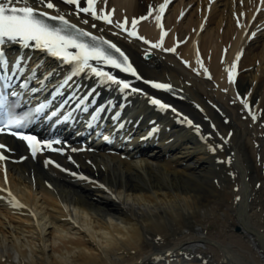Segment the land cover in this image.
Masks as SVG:
<instances>
[{"label": "bare ground", "instance_id": "6f19581e", "mask_svg": "<svg viewBox=\"0 0 264 264\" xmlns=\"http://www.w3.org/2000/svg\"><path fill=\"white\" fill-rule=\"evenodd\" d=\"M53 1L67 18L88 20L130 52L141 79L123 74L141 91L126 89L131 94L113 109L112 96L105 112L111 109L113 124L97 137L92 131L70 139L62 154H54L59 168L46 163L49 154L33 157L21 140L0 133L11 149L7 180L0 162V264H264V87L251 98L253 88L264 85V2L174 0L163 21L170 33L163 48H154ZM162 2L107 0L106 8L115 9L114 20L127 17L130 27L133 17ZM97 7L105 8L103 0ZM138 30L149 41L160 39L152 18ZM177 41L186 43L176 47ZM171 47L176 52L164 51ZM197 49L207 72L197 63ZM241 52L230 83L226 69ZM28 53L39 70L49 61L42 60V50ZM255 62L249 111L238 98L237 79ZM99 66L123 79L110 66ZM153 97L176 112L157 108ZM120 113L129 119L116 128ZM185 117L195 122H182ZM12 196L24 207H14Z\"/></svg>", "mask_w": 264, "mask_h": 264}, {"label": "snow or ice", "instance_id": "6c2138e0", "mask_svg": "<svg viewBox=\"0 0 264 264\" xmlns=\"http://www.w3.org/2000/svg\"><path fill=\"white\" fill-rule=\"evenodd\" d=\"M62 2L74 6V14L76 16L87 14L95 20L104 21L109 25L114 24L115 27L121 29L128 36L144 41L154 48H163L164 39L168 35V31L164 29L163 19L172 0H163V2L155 9L150 5L148 12L145 15L138 18H132L130 27L128 26L129 20L127 17H125L123 21L113 19L115 9L107 10V0H103L105 5V8L103 9H98L97 7L100 0H62ZM262 2H264V0H262ZM47 10H55L57 14H52ZM182 15L183 14H181V18ZM150 18L154 19L157 27L161 29V36L157 42L149 41L144 36L139 35V24ZM49 21H56L58 23L53 24ZM83 23L87 24L88 20H84ZM95 26V24L92 25V27ZM255 35L256 33H252V37ZM5 42H14L23 45L25 48L33 47L43 50L52 57L58 58L61 62L67 64L70 68V75L66 77L64 81L65 84L72 80L76 75L87 70L95 77L99 78L102 83L119 86L121 91L126 89H130L132 92L141 91V89L134 88L131 82L120 79L110 71H106L104 67L99 66H110L121 72L130 73L137 79H141L124 52L111 41L105 40L100 36H94L93 33L85 31L83 28H79L76 24L71 23L66 18V15L60 12L57 3H54L53 0H35L34 5L33 0H0V45L5 44ZM180 43H186V41H177L176 47H178ZM105 45L107 47H105ZM176 47L164 48V51L174 53L176 52ZM226 51L227 50L225 49V52ZM241 55L242 52L238 53L236 60L226 69L230 83L235 82L236 75L238 74L237 65ZM7 63V60L4 59L3 51L0 50V64L6 65ZM184 63L188 64L189 62L184 61ZM197 63L200 64L205 72L208 71L203 65L198 49ZM16 67H20V65L16 64ZM209 78L211 77L209 76ZM145 82L151 84V86L156 89L167 91H171L172 89V85L168 83L154 81ZM27 83L28 82L26 81L25 86ZM33 91H36V89H33ZM12 95L16 94L12 93ZM74 95L75 94H73V98ZM82 102L83 101H81V103ZM150 102L157 105L162 110L171 109L173 112H176V109L172 108L171 105L163 103L157 98H150ZM241 102L249 109V111H251L246 98H241ZM3 103V98L0 97V107L3 106ZM65 103H67V101H65ZM45 107H47L46 104H40L35 111L38 113ZM99 110L103 111V106ZM53 115H55V113H53ZM252 118L256 119V116L253 115ZM27 120L28 117L26 115L17 116L9 113L8 119L3 123V126H0V132H4L6 129L10 130L13 126L21 128L25 125ZM182 122H186L189 125H192L193 123L191 120H188L187 117H185ZM213 127H215V125H213ZM195 128L199 131L198 125H196ZM11 134L19 136L21 140L26 141L33 156L38 152L45 150L55 152L64 151L62 148L54 147V144H59L60 141H40L35 136L24 135L21 132H12ZM104 139L107 140L108 137H104ZM71 150L78 151V149ZM211 150L215 151V148H212ZM5 151H11V149H8L4 144H0V162L8 159L4 154ZM69 159L71 158L69 157ZM230 162L231 161L229 160V163ZM46 163L55 164L57 168L60 167L59 164H56L55 161L52 160H48ZM73 163L75 162L73 161ZM4 172L5 180H7L6 168L4 169ZM73 175H75V173H73ZM81 179L87 180L88 177H81ZM100 187L103 188L104 185H100ZM9 195H11L10 192ZM237 200H239V197H237ZM12 202L14 207H24V205L20 204L14 196H12ZM68 219H71V217H68Z\"/></svg>", "mask_w": 264, "mask_h": 264}, {"label": "rangeland", "instance_id": "374dc122", "mask_svg": "<svg viewBox=\"0 0 264 264\" xmlns=\"http://www.w3.org/2000/svg\"><path fill=\"white\" fill-rule=\"evenodd\" d=\"M243 5V4H242ZM263 15V14H262ZM261 18H264V15L261 16ZM246 31V30H245ZM244 31V32H245ZM259 65V62H255L253 64L248 65L245 69H244V73L245 75L240 77L238 82V88L239 90L243 93L244 91L248 92L250 90H252L253 84H254V76L257 74V67ZM260 67V66H259ZM246 71V72H245ZM244 77V78H243ZM261 85V86H260ZM252 86V87H251ZM256 87V88H255ZM253 88L252 91V98H257L259 96V94L262 92L263 90V82H260L257 86H255ZM254 93V94H253ZM251 178V177H250ZM250 181H252V183H254L253 179H250ZM226 185V184H225Z\"/></svg>", "mask_w": 264, "mask_h": 264}]
</instances>
